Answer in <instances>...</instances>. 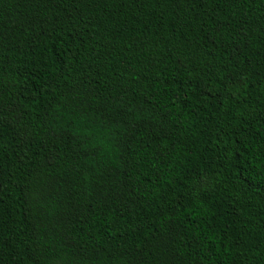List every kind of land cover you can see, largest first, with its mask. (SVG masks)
Listing matches in <instances>:
<instances>
[{
  "label": "trees",
  "instance_id": "1",
  "mask_svg": "<svg viewBox=\"0 0 264 264\" xmlns=\"http://www.w3.org/2000/svg\"><path fill=\"white\" fill-rule=\"evenodd\" d=\"M0 264H264V0H0Z\"/></svg>",
  "mask_w": 264,
  "mask_h": 264
}]
</instances>
